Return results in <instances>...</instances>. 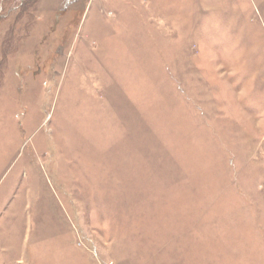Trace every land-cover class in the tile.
<instances>
[{
    "label": "rangeland",
    "instance_id": "rangeland-1",
    "mask_svg": "<svg viewBox=\"0 0 264 264\" xmlns=\"http://www.w3.org/2000/svg\"><path fill=\"white\" fill-rule=\"evenodd\" d=\"M0 264H264V0H0Z\"/></svg>",
    "mask_w": 264,
    "mask_h": 264
}]
</instances>
